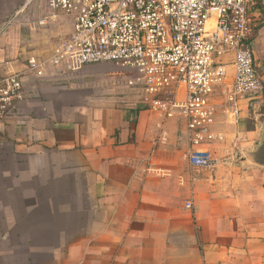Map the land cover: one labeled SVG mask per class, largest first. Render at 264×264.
<instances>
[{
    "label": "crops",
    "instance_id": "obj_1",
    "mask_svg": "<svg viewBox=\"0 0 264 264\" xmlns=\"http://www.w3.org/2000/svg\"><path fill=\"white\" fill-rule=\"evenodd\" d=\"M26 2L0 0L2 75L25 72L50 55L53 34L73 31L68 16L32 30L45 13L37 5L10 23ZM251 29L264 83V0ZM223 61L229 84L233 60ZM108 69L25 77V99L0 124V264H264V166L246 157L261 136L264 93L240 100L236 117L219 111L213 166L193 170L176 120L71 84Z\"/></svg>",
    "mask_w": 264,
    "mask_h": 264
},
{
    "label": "built area",
    "instance_id": "obj_2",
    "mask_svg": "<svg viewBox=\"0 0 264 264\" xmlns=\"http://www.w3.org/2000/svg\"><path fill=\"white\" fill-rule=\"evenodd\" d=\"M258 0H27L10 23L48 29L60 15L73 18V31L57 35L46 58L30 59L25 72L0 74V124L26 97L25 77L73 79L87 66L114 64L133 73L125 87L146 110L176 120L188 141L193 170L213 166L211 145L219 111L236 117L239 101L264 93L250 44L252 12ZM29 20V19H27ZM231 57L227 83L223 58ZM52 68L56 74L49 75ZM192 203L186 208L192 209Z\"/></svg>",
    "mask_w": 264,
    "mask_h": 264
},
{
    "label": "rangeland",
    "instance_id": "obj_3",
    "mask_svg": "<svg viewBox=\"0 0 264 264\" xmlns=\"http://www.w3.org/2000/svg\"><path fill=\"white\" fill-rule=\"evenodd\" d=\"M64 29H67V26L64 27ZM59 33L61 36L67 34V32L63 29H61V32ZM53 35L52 39L51 37L49 39L47 50H49L48 48H50L51 43L56 41L57 35L59 36V34ZM96 66H104L109 69L102 72L95 71L91 74H81L77 79L71 81V84L75 86L81 95L92 97H132V101L130 102H120L121 106H129V108H143L144 105L140 102V96L129 95L125 87L127 81L133 77L132 72L122 69L114 64H101Z\"/></svg>",
    "mask_w": 264,
    "mask_h": 264
},
{
    "label": "water",
    "instance_id": "obj_4",
    "mask_svg": "<svg viewBox=\"0 0 264 264\" xmlns=\"http://www.w3.org/2000/svg\"><path fill=\"white\" fill-rule=\"evenodd\" d=\"M246 157H252L256 163L264 166V116L261 121V136L257 141L255 148Z\"/></svg>",
    "mask_w": 264,
    "mask_h": 264
}]
</instances>
